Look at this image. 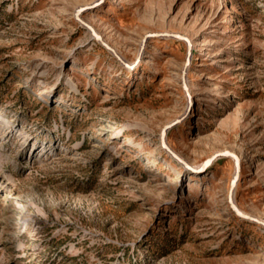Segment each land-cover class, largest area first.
Instances as JSON below:
<instances>
[{"label":"rangeland","instance_id":"1","mask_svg":"<svg viewBox=\"0 0 264 264\" xmlns=\"http://www.w3.org/2000/svg\"><path fill=\"white\" fill-rule=\"evenodd\" d=\"M0 264H264V0H0Z\"/></svg>","mask_w":264,"mask_h":264},{"label":"water","instance_id":"2","mask_svg":"<svg viewBox=\"0 0 264 264\" xmlns=\"http://www.w3.org/2000/svg\"><path fill=\"white\" fill-rule=\"evenodd\" d=\"M88 7L87 6H85V7H82V8H79L78 10H76V12H75V15H76V17H78V14L81 12V11H83L84 9H87ZM83 23V22H82ZM84 24V23H83ZM84 25H86V24H84ZM87 27V26H86ZM88 29H89V31L93 34V35H95V37L97 38V39H100V36H98L94 31H93V29L88 25ZM179 37H181V36H179ZM185 39V38H184ZM185 41L188 43V45H189V42H188V40L187 39H185ZM104 47L106 48V49H108L110 52H112L114 55H115V52H114V50L110 47V46H108L107 44H104ZM184 87V90H185V92L187 93V95H188V92H187V89H186V87H185V85L183 86ZM162 145H163V147L170 153V155H172L175 159H177L178 161H180L182 164H184L185 166H187V164L183 161V160H181L174 152H172L169 148H168V146L166 145V143H165V141H164V132L162 133ZM220 155H225V156H228V157H230L232 160H233V162H234V166H235V173H234V177H233V179H232V181H231V185H230V191H229V197H228V199H229V205H230V208L232 209V211L233 212H236V213H238L239 211H238V208L234 205V203L232 202V189H233V187H234V184H235V182H236V179H237V176H238V173H239V159H238V157H237V155L236 154H234V153H232V152H229V151H224V152H221L220 153ZM213 157H215V155L213 156ZM212 157V158H213ZM211 158V159H212ZM211 159H209L206 163H209V161L211 160ZM188 167V166H187ZM244 217V219H250L251 221H254V222H258V220L256 219V218H250V217H248V216H243Z\"/></svg>","mask_w":264,"mask_h":264},{"label":"bare ground","instance_id":"3","mask_svg":"<svg viewBox=\"0 0 264 264\" xmlns=\"http://www.w3.org/2000/svg\"><path fill=\"white\" fill-rule=\"evenodd\" d=\"M229 12V11H228ZM225 30H226V28H225ZM94 37H95V35H94ZM97 39V38H96ZM97 40H99V41H101V39H97ZM102 42V44L104 45L105 43L103 42V41H101ZM130 65H133V64H130ZM237 157H239L238 159H241L240 158V155L239 154H237ZM201 167H202V165H201ZM200 167V168H201ZM199 168V169H200ZM191 179H194V178H191ZM239 212L238 213H236V212H233V214L235 215V216H237V217H239V218H244L243 216L245 215V216H248V217H252V218H254L253 216H251V215H248V214H246V213H244V212H242V211H240V210H238ZM258 220V219H257ZM248 221H250V219H248Z\"/></svg>","mask_w":264,"mask_h":264}]
</instances>
